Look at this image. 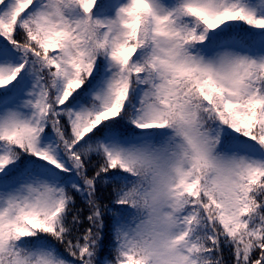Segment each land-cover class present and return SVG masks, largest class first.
<instances>
[{
    "label": "snow or ice",
    "instance_id": "6c2138e0",
    "mask_svg": "<svg viewBox=\"0 0 264 264\" xmlns=\"http://www.w3.org/2000/svg\"><path fill=\"white\" fill-rule=\"evenodd\" d=\"M0 264H264V0H0Z\"/></svg>",
    "mask_w": 264,
    "mask_h": 264
}]
</instances>
